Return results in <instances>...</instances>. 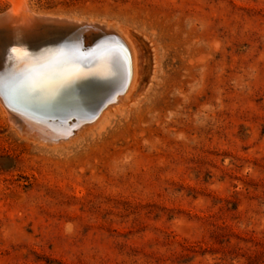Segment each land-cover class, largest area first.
Returning <instances> with one entry per match:
<instances>
[{
	"label": "rangeland",
	"instance_id": "obj_1",
	"mask_svg": "<svg viewBox=\"0 0 264 264\" xmlns=\"http://www.w3.org/2000/svg\"><path fill=\"white\" fill-rule=\"evenodd\" d=\"M23 2L140 43L142 95L47 144L0 102V264H264V0Z\"/></svg>",
	"mask_w": 264,
	"mask_h": 264
},
{
	"label": "bare ground",
	"instance_id": "obj_2",
	"mask_svg": "<svg viewBox=\"0 0 264 264\" xmlns=\"http://www.w3.org/2000/svg\"><path fill=\"white\" fill-rule=\"evenodd\" d=\"M21 2H13L11 8L0 13V102L22 136L46 144L65 140L72 127L80 129L91 119L105 116V109L121 111L126 91L128 100L142 95L138 92L143 81L140 75L143 57L141 46L137 45L140 43L136 44L129 36L117 35L108 22L105 25L88 21L86 29L97 31L84 44L81 29L72 26L81 21L35 12ZM12 48H17L18 53H11ZM59 50L77 55L76 67L85 75L54 95L48 90L19 92L15 81L22 64L17 57L24 53L33 58L45 56L47 59L38 70L54 73V55L49 54Z\"/></svg>",
	"mask_w": 264,
	"mask_h": 264
},
{
	"label": "snow or ice",
	"instance_id": "obj_3",
	"mask_svg": "<svg viewBox=\"0 0 264 264\" xmlns=\"http://www.w3.org/2000/svg\"><path fill=\"white\" fill-rule=\"evenodd\" d=\"M17 48H12L11 53H18ZM54 55L56 71L54 73H46L38 70L44 65L47 57L42 56L33 58L27 53L17 57L21 60L22 71L16 78L15 84L19 92L35 93L43 90L50 91L53 95L60 88H67L75 80L80 79L82 72L76 65L79 63V57L75 54H69L63 50L57 51ZM83 55L82 53L80 54ZM12 57L10 56V59Z\"/></svg>",
	"mask_w": 264,
	"mask_h": 264
},
{
	"label": "water",
	"instance_id": "obj_4",
	"mask_svg": "<svg viewBox=\"0 0 264 264\" xmlns=\"http://www.w3.org/2000/svg\"><path fill=\"white\" fill-rule=\"evenodd\" d=\"M91 46V45H90Z\"/></svg>",
	"mask_w": 264,
	"mask_h": 264
}]
</instances>
